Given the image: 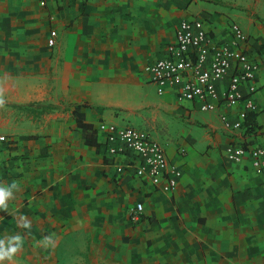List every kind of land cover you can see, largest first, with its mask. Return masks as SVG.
I'll list each match as a JSON object with an SVG mask.
<instances>
[{"label":"crops","instance_id":"crops-1","mask_svg":"<svg viewBox=\"0 0 264 264\" xmlns=\"http://www.w3.org/2000/svg\"><path fill=\"white\" fill-rule=\"evenodd\" d=\"M188 18L215 40H230L232 22L251 35L256 130L226 129L220 114L237 108L203 111L150 80L145 67ZM0 99V134L11 138L0 143V184L19 183L0 239H23L4 264H264V172L226 156L232 143L264 145V0H0ZM76 110L93 125L148 131L182 171L176 189L115 174L123 158Z\"/></svg>","mask_w":264,"mask_h":264},{"label":"built area","instance_id":"built-area-1","mask_svg":"<svg viewBox=\"0 0 264 264\" xmlns=\"http://www.w3.org/2000/svg\"><path fill=\"white\" fill-rule=\"evenodd\" d=\"M41 5L46 0H39ZM231 38L215 40L201 18H188L180 22L176 39L167 46V54L145 67L150 80L163 87L176 89L181 101H194L203 111L217 110L221 106L237 108L235 118L221 113L224 127L229 130L247 128L246 122L252 113H259L254 82L261 68V61L249 50L251 35L235 22L230 24ZM57 30L51 29L47 42L56 43ZM229 78L228 85L219 84ZM252 83V84H251ZM251 84L248 91L245 86ZM104 134V144L111 156L123 158L112 162L115 174L133 172L138 178L150 181L156 189L173 192L182 171L170 164L165 147L148 131L133 125L119 126L106 121L94 125ZM10 136L0 134V143L10 142ZM227 159L242 162L249 157L252 165L264 172V145H247L242 142L229 144ZM141 212L134 209L133 221L140 219Z\"/></svg>","mask_w":264,"mask_h":264},{"label":"clouds","instance_id":"clouds-1","mask_svg":"<svg viewBox=\"0 0 264 264\" xmlns=\"http://www.w3.org/2000/svg\"><path fill=\"white\" fill-rule=\"evenodd\" d=\"M3 104V100L0 99V105ZM19 190V183L13 181L11 185L0 184V210H8L9 199L14 198V191ZM25 228H30V222H26L22 225ZM44 245H54V234L45 236ZM23 246V239L19 234L9 236L6 239H0V264H4L5 261H11L13 257L20 251Z\"/></svg>","mask_w":264,"mask_h":264},{"label":"trees","instance_id":"trees-1","mask_svg":"<svg viewBox=\"0 0 264 264\" xmlns=\"http://www.w3.org/2000/svg\"><path fill=\"white\" fill-rule=\"evenodd\" d=\"M28 107H31V108H33L32 109L33 111H36L38 109H42L43 110V109H45L47 107H50V106H45L43 104L36 103V104H30ZM256 114L257 113H252L250 115L249 120L246 122V126H247V130L248 131L256 130V124H255V120H254V117H255ZM75 115L77 117V121H78V124H79L80 127H82L86 131H89L90 130L91 133H93V132L95 133L96 132V129H95L94 125L93 124H90V123H87V122H84L82 120L81 114L78 113L77 110L75 111ZM87 141H88V139H87ZM89 142H92V141L89 140Z\"/></svg>","mask_w":264,"mask_h":264},{"label":"rangeland","instance_id":"rangeland-1","mask_svg":"<svg viewBox=\"0 0 264 264\" xmlns=\"http://www.w3.org/2000/svg\"><path fill=\"white\" fill-rule=\"evenodd\" d=\"M136 127V126H135Z\"/></svg>","mask_w":264,"mask_h":264}]
</instances>
